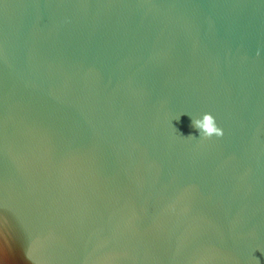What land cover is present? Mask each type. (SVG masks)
Wrapping results in <instances>:
<instances>
[{
  "label": "water",
  "instance_id": "95a60500",
  "mask_svg": "<svg viewBox=\"0 0 264 264\" xmlns=\"http://www.w3.org/2000/svg\"><path fill=\"white\" fill-rule=\"evenodd\" d=\"M0 264H264V0H0Z\"/></svg>",
  "mask_w": 264,
  "mask_h": 264
},
{
  "label": "clouds",
  "instance_id": "9594fccd",
  "mask_svg": "<svg viewBox=\"0 0 264 264\" xmlns=\"http://www.w3.org/2000/svg\"><path fill=\"white\" fill-rule=\"evenodd\" d=\"M194 125L200 134V139L220 137L223 130L217 125L215 118L209 114H203L201 119L194 121Z\"/></svg>",
  "mask_w": 264,
  "mask_h": 264
}]
</instances>
